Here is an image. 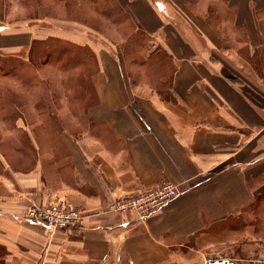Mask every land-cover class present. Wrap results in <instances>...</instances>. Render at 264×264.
Returning <instances> with one entry per match:
<instances>
[{"label": "crops", "instance_id": "crops-1", "mask_svg": "<svg viewBox=\"0 0 264 264\" xmlns=\"http://www.w3.org/2000/svg\"><path fill=\"white\" fill-rule=\"evenodd\" d=\"M22 3L33 30L4 27L0 51L46 44L33 89L51 91L33 93V173L2 184L0 264H264V0H0V13ZM166 182L180 196L143 220L107 211ZM30 202L83 222L22 220Z\"/></svg>", "mask_w": 264, "mask_h": 264}, {"label": "rangeland", "instance_id": "rangeland-1", "mask_svg": "<svg viewBox=\"0 0 264 264\" xmlns=\"http://www.w3.org/2000/svg\"><path fill=\"white\" fill-rule=\"evenodd\" d=\"M22 4L26 7L23 13H0V32L9 25L23 31L33 30V20L39 13H34V8L30 10V5L33 3ZM196 11L205 12L201 3ZM48 14L51 15V13ZM81 14L69 13L67 19L81 20ZM58 15L61 14L54 13V16ZM57 20H61V17ZM89 22L92 26L93 19L89 18ZM28 41L29 44L22 49L12 52L0 51V195L5 194L2 184L6 182L11 183L13 187H21V182L17 180V173L24 175L33 173L35 165L33 162V93H42L40 99L46 103L49 98H46L45 92L51 91L50 81L44 82L39 91L33 89V86L40 85L34 76L35 70L44 69L40 62L49 49L42 42L33 44V36H30ZM61 43L58 39L51 40L49 46L55 49V47L59 48ZM59 51V49L54 51V55L57 53L63 55L62 51ZM39 77L46 79L43 75ZM29 206L31 202L19 211L22 220H27L22 215L24 213L25 216Z\"/></svg>", "mask_w": 264, "mask_h": 264}, {"label": "built area", "instance_id": "built-area-1", "mask_svg": "<svg viewBox=\"0 0 264 264\" xmlns=\"http://www.w3.org/2000/svg\"><path fill=\"white\" fill-rule=\"evenodd\" d=\"M180 194L181 185L166 182L137 196L118 197L109 204L107 211L124 215L132 214L143 220L177 199ZM25 217L28 221L42 223L53 231L75 229L84 219L80 210L62 202H52L43 206L33 204L26 209ZM204 264H236V261L228 257H208Z\"/></svg>", "mask_w": 264, "mask_h": 264}]
</instances>
